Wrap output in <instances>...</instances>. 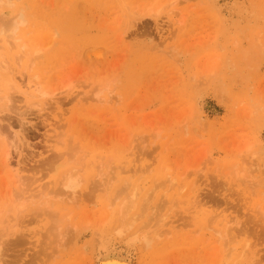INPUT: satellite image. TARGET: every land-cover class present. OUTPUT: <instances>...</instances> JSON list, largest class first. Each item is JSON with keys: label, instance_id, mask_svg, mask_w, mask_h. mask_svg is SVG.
<instances>
[{"label": "rangeland", "instance_id": "374dc122", "mask_svg": "<svg viewBox=\"0 0 264 264\" xmlns=\"http://www.w3.org/2000/svg\"><path fill=\"white\" fill-rule=\"evenodd\" d=\"M98 250L264 264V0H0V263Z\"/></svg>", "mask_w": 264, "mask_h": 264}, {"label": "bare ground", "instance_id": "6f19581e", "mask_svg": "<svg viewBox=\"0 0 264 264\" xmlns=\"http://www.w3.org/2000/svg\"><path fill=\"white\" fill-rule=\"evenodd\" d=\"M14 29H16V28H14ZM14 31V30H13ZM17 40V39H16ZM13 44V43H12ZM24 44V43H23ZM26 44H24L23 46H25ZM16 47V46H15ZM37 48H35V50H36ZM22 51V50H21ZM35 52V51H34ZM23 53V52H22ZM21 53V54H22ZM20 54V55H21ZM30 59V58H29ZM28 59V60H29ZM32 60H35V59H32ZM4 63V62H3ZM37 85H40V84H37ZM35 94H36V92H35ZM47 95V91H43L41 94H39V97L38 96H36L35 98H44L45 96ZM103 175V174H102ZM72 178H74V177H72ZM69 180H71V179H69ZM75 180H76V178H75ZM76 182V181H75ZM64 186L66 187V188H73L74 187V184L73 183H69V182H65L64 183ZM134 190H135V188H134ZM74 191V190H73ZM136 191V190H135ZM72 194L74 193V192H71ZM71 193H70V195H71ZM135 194H136V192H135ZM136 196V195H135ZM134 196V194H133V192H132V197H131V201H129V203L128 202H126L125 204H128L127 205V207L129 206V205H131L130 203L133 201L134 202V200H133V198L135 197ZM66 197H68V195H66ZM134 205V204H133ZM124 207V206H123ZM126 207V208H127ZM126 208H124L125 210H126ZM129 208V207H128ZM123 209V210H124ZM105 242H106V240H104ZM103 242V241H102ZM100 242H98V244H99ZM97 244V245H98ZM101 244H103V245H101ZM100 245H98L99 246V248H100V246H102L103 248L105 247V245H107L106 243H101ZM105 244V245H104ZM109 244V243H108ZM110 246V245H109ZM113 246V245H112ZM99 248H97V249H99ZM103 248H101V249H103ZM107 248H108V245H107ZM110 249H113V248H111V247H109ZM108 248V249H109ZM115 249V248H114ZM104 250V249H103ZM118 250V249H117ZM122 250V249H121ZM99 251V250H98ZM97 251V258H96V262H97V264H132V259L133 258H131V254L130 253H126L125 255L124 254H122V253H120V252H118V251H111V250H106V251H103V252H98ZM1 264V263H0Z\"/></svg>", "mask_w": 264, "mask_h": 264}]
</instances>
